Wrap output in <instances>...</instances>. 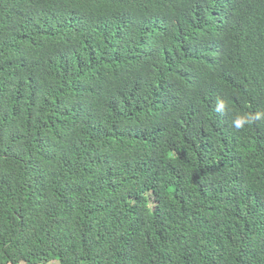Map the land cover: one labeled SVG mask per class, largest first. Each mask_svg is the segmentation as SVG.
Masks as SVG:
<instances>
[{
	"label": "trees",
	"instance_id": "1",
	"mask_svg": "<svg viewBox=\"0 0 264 264\" xmlns=\"http://www.w3.org/2000/svg\"><path fill=\"white\" fill-rule=\"evenodd\" d=\"M53 261L264 264V0H0V264Z\"/></svg>",
	"mask_w": 264,
	"mask_h": 264
},
{
	"label": "clouds",
	"instance_id": "2",
	"mask_svg": "<svg viewBox=\"0 0 264 264\" xmlns=\"http://www.w3.org/2000/svg\"><path fill=\"white\" fill-rule=\"evenodd\" d=\"M235 123H236L237 126L239 127L241 122H240V121H236Z\"/></svg>",
	"mask_w": 264,
	"mask_h": 264
},
{
	"label": "rangeland",
	"instance_id": "3",
	"mask_svg": "<svg viewBox=\"0 0 264 264\" xmlns=\"http://www.w3.org/2000/svg\"><path fill=\"white\" fill-rule=\"evenodd\" d=\"M48 264H57V262H56V261H53V262H51V263H48Z\"/></svg>",
	"mask_w": 264,
	"mask_h": 264
}]
</instances>
